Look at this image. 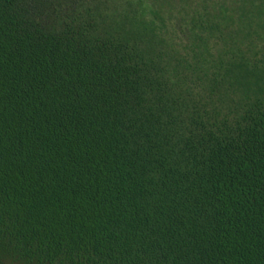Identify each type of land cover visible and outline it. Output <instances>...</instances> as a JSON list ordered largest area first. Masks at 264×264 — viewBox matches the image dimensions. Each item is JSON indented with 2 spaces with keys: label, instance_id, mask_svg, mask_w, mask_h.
<instances>
[{
  "label": "trees",
  "instance_id": "trees-1",
  "mask_svg": "<svg viewBox=\"0 0 264 264\" xmlns=\"http://www.w3.org/2000/svg\"><path fill=\"white\" fill-rule=\"evenodd\" d=\"M94 1L0 0V264H264V0Z\"/></svg>",
  "mask_w": 264,
  "mask_h": 264
},
{
  "label": "rangeland",
  "instance_id": "rangeland-1",
  "mask_svg": "<svg viewBox=\"0 0 264 264\" xmlns=\"http://www.w3.org/2000/svg\"><path fill=\"white\" fill-rule=\"evenodd\" d=\"M139 1L142 5L159 12L161 21L156 22L157 29L161 36L170 41L171 48L175 50H182L186 44V38L178 27L181 16L190 13L193 6L201 9L206 5V0H95L92 4H95L104 16L122 18L125 15H132ZM147 13L149 15V10Z\"/></svg>",
  "mask_w": 264,
  "mask_h": 264
}]
</instances>
